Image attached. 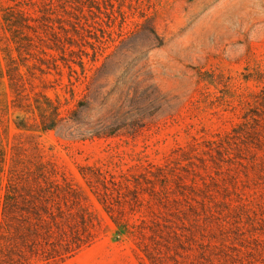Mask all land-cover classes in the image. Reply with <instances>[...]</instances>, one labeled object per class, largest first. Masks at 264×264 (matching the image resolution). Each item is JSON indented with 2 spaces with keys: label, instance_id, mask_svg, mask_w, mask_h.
Returning <instances> with one entry per match:
<instances>
[{
  "label": "trees",
  "instance_id": "obj_1",
  "mask_svg": "<svg viewBox=\"0 0 264 264\" xmlns=\"http://www.w3.org/2000/svg\"><path fill=\"white\" fill-rule=\"evenodd\" d=\"M118 4L0 0V264H63L98 239L97 206L145 264H264V70L228 131L160 162L81 165L77 182L48 157L43 135L65 118L101 49L96 36L89 54L91 32L115 23Z\"/></svg>",
  "mask_w": 264,
  "mask_h": 264
},
{
  "label": "rangeland",
  "instance_id": "obj_2",
  "mask_svg": "<svg viewBox=\"0 0 264 264\" xmlns=\"http://www.w3.org/2000/svg\"><path fill=\"white\" fill-rule=\"evenodd\" d=\"M118 10L91 32L89 54L102 40L97 60L43 135L77 182L81 165L160 162L193 136L228 131L263 86L254 78L264 70V0H119ZM97 208L98 239L63 264H145Z\"/></svg>",
  "mask_w": 264,
  "mask_h": 264
}]
</instances>
